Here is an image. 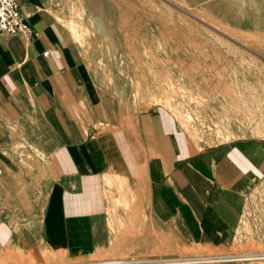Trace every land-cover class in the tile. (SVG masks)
I'll list each match as a JSON object with an SVG mask.
<instances>
[{"label":"crops","instance_id":"1","mask_svg":"<svg viewBox=\"0 0 264 264\" xmlns=\"http://www.w3.org/2000/svg\"><path fill=\"white\" fill-rule=\"evenodd\" d=\"M19 2L33 36L0 34V262L30 258L37 245L66 257L106 247L111 228L133 213L114 207L132 209L134 193L143 229L168 228L211 246L229 242L249 189L264 177V143L237 139L198 149L159 106L138 111L126 127L87 123L94 101L62 28L43 0ZM37 167L42 202L22 242L16 211Z\"/></svg>","mask_w":264,"mask_h":264},{"label":"rangeland","instance_id":"2","mask_svg":"<svg viewBox=\"0 0 264 264\" xmlns=\"http://www.w3.org/2000/svg\"><path fill=\"white\" fill-rule=\"evenodd\" d=\"M42 3L48 18L62 28L78 75L85 78L94 101V117L86 116L87 123L103 129L126 127L138 111L159 106L175 116L198 149L237 139L264 143V1ZM200 14L205 21L228 24L234 34L208 26ZM240 30L253 36H236ZM157 89L168 104L150 96ZM20 153L23 158L30 154ZM37 169L31 186L23 184L28 196L16 211L22 242L25 230L34 228V209L41 207L39 179L44 172ZM115 179L119 183L120 177ZM121 180L118 188L125 189ZM132 196V209L124 202L114 207L122 205L133 213L127 222L111 228L112 240L106 247L66 257L37 245L30 258L0 264H100L111 259L147 261L139 264H264V177L249 189L230 240L222 246L187 242L182 232L168 228L143 229L137 206L141 204L135 193Z\"/></svg>","mask_w":264,"mask_h":264},{"label":"built area","instance_id":"3","mask_svg":"<svg viewBox=\"0 0 264 264\" xmlns=\"http://www.w3.org/2000/svg\"><path fill=\"white\" fill-rule=\"evenodd\" d=\"M0 34L33 36V29L21 8L19 0H0ZM146 260L111 259L100 264H139Z\"/></svg>","mask_w":264,"mask_h":264},{"label":"bare ground","instance_id":"4","mask_svg":"<svg viewBox=\"0 0 264 264\" xmlns=\"http://www.w3.org/2000/svg\"><path fill=\"white\" fill-rule=\"evenodd\" d=\"M166 1V0H165ZM182 1V0H181ZM204 1H206V0H196V3H202V2H204ZM262 1H264V0H262ZM175 6V5H174ZM178 10H179V8H178ZM184 11V10H183ZM200 12V11H199ZM185 13H186V11H185ZM194 13V12H193ZM178 14H180V13H178ZM196 14V13H195ZM193 15V14H192ZM191 15V16H192ZM183 16V15H182ZM202 15L200 14V16H199V18L201 19L200 21H204L205 23H207L208 24V26L209 25H211L212 27H214V28H216L217 30L218 29H220L221 30V32H223V31H225L224 33H227V32H229V33H232V31L227 27L228 26V24H224L223 22H215V21H212V20H210L209 19V21H205L202 17H201ZM179 17V16H178ZM184 17H185V15H184ZM193 17V16H192ZM198 17V16H197ZM196 17V18H197ZM191 18V17H190ZM186 19V18H185ZM196 24V23H195ZM200 24V23H199ZM206 24V25H207ZM200 26V25H199ZM207 27V26H206ZM213 28V29H214ZM204 29V28H203ZM228 34V33H227ZM232 34H234V33H232ZM236 36H238V37H244V36H253L252 34H250V33H247L246 31H242V30H240L239 31V34L238 35H236ZM240 39V38H239ZM169 82V81H168ZM177 89V88H176ZM150 96H152L153 97V100L155 101V102H160V104L162 103V104H164V105H166V104H168V103H166V99L164 98V96L165 95H163L162 93H161V90L160 89H157V90H153L152 91V93H151V95ZM167 97V96H166ZM168 99H169V97H168ZM167 99V100H168ZM184 119V118H183ZM251 122V121H250ZM112 176H113V174H111ZM110 175V176H111ZM108 177V176H107ZM114 177L116 178V177H120L119 175H114ZM118 179V178H117ZM108 180V179H107ZM116 180V179H115ZM120 180H121V178H120ZM117 181V180H116ZM108 183V182H107ZM110 183V182H109ZM115 183V182H114ZM119 183H120V181H119ZM123 183H125V182H123ZM121 185V184H120ZM123 185V184H122ZM124 186V185H123ZM121 188H122V186H121ZM107 189V188H106ZM125 189H128V187L127 188H125ZM96 255V254H95ZM112 256V255H111ZM95 257H97V256H95ZM99 257V256H98ZM96 259V258H95ZM99 259V258H98ZM205 260V259H204ZM74 261V260H73ZM107 261V260H106ZM190 262V261H189ZM94 264V263H93ZM97 264V263H96Z\"/></svg>","mask_w":264,"mask_h":264}]
</instances>
